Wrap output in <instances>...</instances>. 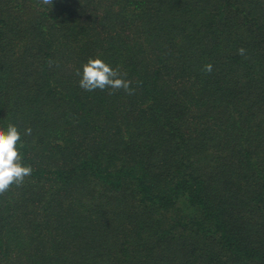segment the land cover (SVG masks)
I'll return each instance as SVG.
<instances>
[{
	"label": "trees",
	"instance_id": "obj_1",
	"mask_svg": "<svg viewBox=\"0 0 264 264\" xmlns=\"http://www.w3.org/2000/svg\"><path fill=\"white\" fill-rule=\"evenodd\" d=\"M10 124L0 264H264V0H0Z\"/></svg>",
	"mask_w": 264,
	"mask_h": 264
},
{
	"label": "clouds",
	"instance_id": "obj_2",
	"mask_svg": "<svg viewBox=\"0 0 264 264\" xmlns=\"http://www.w3.org/2000/svg\"><path fill=\"white\" fill-rule=\"evenodd\" d=\"M44 5L52 6L53 0H41ZM241 56H246L243 47L237 50ZM211 63L204 66V71L211 73ZM80 76L79 87L85 91H103L111 89L109 94L124 90L128 95H134L131 87L132 81L125 79L126 73L121 74L118 68H113L100 58H89L82 66V72L77 70ZM31 128L25 130V135H31ZM21 141V133L14 125H8L7 130H0V195L5 194L13 185L21 186L25 178L32 173L31 166L22 164V154L17 145Z\"/></svg>",
	"mask_w": 264,
	"mask_h": 264
}]
</instances>
